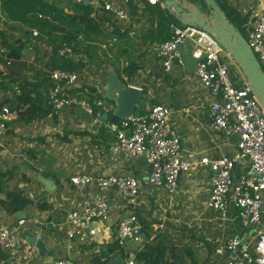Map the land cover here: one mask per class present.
Returning a JSON list of instances; mask_svg holds the SVG:
<instances>
[{"label": "crops", "instance_id": "0c3cea01", "mask_svg": "<svg viewBox=\"0 0 264 264\" xmlns=\"http://www.w3.org/2000/svg\"><path fill=\"white\" fill-rule=\"evenodd\" d=\"M220 1H225L242 17L248 16L245 34L254 18L264 14V0ZM112 2L115 8L127 12L128 19L120 21L88 3L100 34L80 37V53L71 58L83 66L71 72L80 76L71 94L77 98L83 89L86 92L92 89L109 110L104 111L102 106L95 115L96 100L94 107L91 105L93 114L73 107L54 119L39 117L28 124L20 122L15 112L8 132L0 135V170L12 174L8 190L22 192L32 202L14 215L0 204V230L10 227L18 238L15 253L0 249V264H54L60 259L76 264L97 261L126 264L130 258H135L137 264H228L232 256L226 245L232 238L241 239L253 252L256 228L244 224L234 208L227 220L210 208L213 174L200 162L204 158H235L238 149L237 139H227L212 128L209 109L214 101L196 74L198 61L192 57L189 47H182L178 52L184 65L166 72L159 56L160 48L178 26H172L171 32L161 33L160 20L147 11L146 2L130 5L123 0ZM38 44L44 51L41 59L36 57L28 64L23 53V60L30 68L25 73L30 81L37 77L39 65L47 63L49 56L46 55L51 52L46 43ZM231 65L233 78L244 85L247 80L232 56ZM132 66L135 69L130 74ZM92 68L97 74L95 77L90 76ZM104 68L107 72L99 75ZM114 75L126 88L142 91L143 98L135 115L144 114L153 106H164L171 111V125L181 137L183 154L195 164L189 173L181 175L174 194L147 182L149 166L144 159L110 152L114 137L109 129L118 106L111 91ZM85 99L82 100L88 102ZM249 168L248 161H241L235 171L236 179ZM79 175L133 177L142 183V191L130 204L116 192H107L108 221H96L81 236L70 240L69 214L101 193L96 186L83 191L74 187L71 180ZM45 181L52 182L54 187L47 189ZM6 199L7 194L0 195V201ZM129 212L138 216L142 235L139 241L128 242L121 248L116 241V225ZM90 231L95 235L91 236ZM110 250L114 251L107 256Z\"/></svg>", "mask_w": 264, "mask_h": 264}, {"label": "built area", "instance_id": "2783aa9c", "mask_svg": "<svg viewBox=\"0 0 264 264\" xmlns=\"http://www.w3.org/2000/svg\"><path fill=\"white\" fill-rule=\"evenodd\" d=\"M74 4L93 3L105 13L112 14L120 21H126L125 10L115 8L112 0H68ZM126 5L132 2H146L150 6L166 9L163 0H123ZM95 18V15H93ZM184 27V26H183ZM33 36L39 33L33 31ZM246 41L264 71V14L254 18L246 34ZM190 48V53L198 63L196 74L202 85L209 91L213 103L209 109V119L213 130L227 139H237L238 155L235 158L222 157L218 160L204 158L200 165L208 168L212 175L210 208L228 219L232 208L238 210L244 224L257 230L254 251L241 239L232 238L226 249L232 260L228 264H264V109L251 87L246 82L239 85L232 76L231 56L217 40L196 27L175 28L172 38L160 48V58L165 71L170 73L174 66L184 65L178 50ZM62 58H73L72 47L64 45L59 51ZM78 73L61 70L51 71L53 88L50 92L54 119L67 108L79 107L88 114H93V107L84 100L75 98L71 91L79 82ZM96 107L108 111L102 100H97ZM14 118L11 109L0 108V135L8 130V123ZM171 111L164 106H153L144 114L133 115L122 123H113L110 132L114 137L110 152L124 154L130 159L142 158L149 166L147 182L157 188H164L170 194L177 190L179 178L189 173L195 166L183 154L182 140L171 125ZM241 161H248L250 168L237 180L235 171ZM78 190L96 186L101 193L77 211L68 216L71 231L70 240L89 230L96 221H108L109 200L107 192H116L127 203H133L142 191V183L133 177H91L79 175L71 180ZM20 224H23L21 222ZM90 235L95 234L90 231ZM142 226L134 212L123 214L116 225V241L124 248L128 242L139 241ZM18 238L10 227L0 230V249L15 253ZM54 264H76L67 259H60ZM126 264H137L135 258Z\"/></svg>", "mask_w": 264, "mask_h": 264}, {"label": "trees", "instance_id": "16d2710c", "mask_svg": "<svg viewBox=\"0 0 264 264\" xmlns=\"http://www.w3.org/2000/svg\"><path fill=\"white\" fill-rule=\"evenodd\" d=\"M227 19L242 34H245L244 26L249 18L242 17L235 9L228 6L225 1L217 0ZM147 11L160 20L161 33L169 32L172 26L180 23L170 13L161 6L146 5ZM0 10L6 17L7 23L23 27L27 30V39L19 37L14 39V35H9L0 30V66L5 68V73L0 71V79H7L15 95L17 107L15 111L19 119L25 123H31L39 117H47L52 112L50 104V92L53 88V81L50 79L51 71L61 70L65 72H76L83 68L81 63H74L70 58H62L59 51L64 45L73 48L76 54L80 53L78 40L87 34H100V27L91 18L92 9L89 5L74 4L68 0H0ZM17 31L18 27L12 29ZM33 31L39 33L38 37L33 36ZM171 32V31H170ZM171 37V36H170ZM172 38V37H171ZM35 41L46 45L51 49L49 60L44 66L39 68L38 75L34 81H30L26 76L29 66L23 60V53L28 48V44ZM135 66L130 69L132 74ZM120 76V74H119ZM82 94L77 97L82 100L87 97L90 105L94 107V102L101 98L94 90H82ZM12 102L0 103V108ZM110 105V103H108ZM115 105V104H114ZM115 107V106H114ZM95 115L100 112V108L95 107ZM12 112V113H13ZM114 111L111 110L112 115ZM14 122L12 119L9 125ZM11 173H4L0 170V195L7 194L6 201L0 204L7 209L9 214L22 212L32 202L27 199L22 192H9L8 182L11 180ZM114 250H110L109 254ZM95 264H99L98 261Z\"/></svg>", "mask_w": 264, "mask_h": 264}, {"label": "water", "instance_id": "95a60500", "mask_svg": "<svg viewBox=\"0 0 264 264\" xmlns=\"http://www.w3.org/2000/svg\"><path fill=\"white\" fill-rule=\"evenodd\" d=\"M166 10L184 27H196L213 36L227 51L242 70L248 85L264 109V71L249 47L245 37L227 19L217 0H202L206 10L188 3L187 0H163ZM88 5V2L85 3ZM112 98H116L117 109L114 123H122L135 115V110L143 98L142 91L126 88L114 75L111 85ZM47 189L53 188L52 182L45 181Z\"/></svg>", "mask_w": 264, "mask_h": 264}, {"label": "rangeland", "instance_id": "374dc122", "mask_svg": "<svg viewBox=\"0 0 264 264\" xmlns=\"http://www.w3.org/2000/svg\"><path fill=\"white\" fill-rule=\"evenodd\" d=\"M187 1H188V3L194 4L196 7L200 8V9L206 10L202 0H187ZM176 26H178L180 28H185L181 24H179V25L177 24ZM15 27H18L17 31L12 30ZM0 30L5 31L9 35H14L15 37H13V38L17 39V40L19 39V37L27 39V30H25L23 27H19L17 25L7 23L6 17L2 14L1 10H0ZM243 36L246 38V34H244ZM43 54H44V51H43L42 47L40 49L38 42H34L33 44L29 43L28 48L24 52V60L26 62H28V64H30V63H32V61H34L36 59V57H39V59H41ZM41 67L42 66L39 65L40 69H41ZM94 67H97V64H95ZM0 68H1V70H3L2 72L5 73V68L2 69L1 66H0ZM106 72H107V69L104 68V71L102 73H99V75L103 76ZM90 76H92V77L97 76L94 68L91 69ZM10 84L11 83L9 82V80L0 79V103H4L7 100L10 102L12 101V104H6L5 106L10 108L11 111L13 112V111H15L17 102L14 98V96H15L14 93L11 91L13 86ZM13 89H14V91L16 90L14 87H13ZM13 113H14V115L16 114L15 112H13ZM16 116H17V119L20 122H22L19 119V116L18 115H16ZM6 132H8V130Z\"/></svg>", "mask_w": 264, "mask_h": 264}]
</instances>
